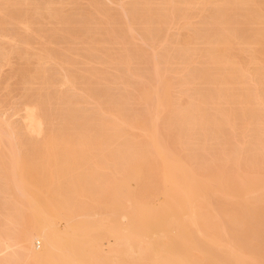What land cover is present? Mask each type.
<instances>
[{
  "label": "bare ground",
  "instance_id": "bare-ground-1",
  "mask_svg": "<svg viewBox=\"0 0 264 264\" xmlns=\"http://www.w3.org/2000/svg\"><path fill=\"white\" fill-rule=\"evenodd\" d=\"M69 1L71 0H57V2L53 0H0V62L6 64L10 61L8 60L10 56H15L17 60L24 62V67L20 66L14 70L15 76L19 80V85L23 86L24 89L31 90L30 85L38 83V80L40 81L41 70L43 71L42 79H48L47 72L41 68V64L45 59L54 57V61L57 60V62L69 64L71 67L74 66V62L69 57H63L61 53L53 55L49 48H41L37 53H28L21 48V46H29V40L34 38V36L41 38L47 44H53V35L63 34V26L68 22V16L66 17V15L71 13L67 12L64 14L61 9L54 6L64 5ZM87 1L94 13L101 15L105 20L109 18L111 14L103 7L100 9L99 0ZM155 1L160 2V7L156 12L151 10L150 7ZM207 7L210 8V11L211 9L213 10V13L209 16V21L207 20L213 29L209 31L202 29L203 32L197 33V31L191 30L194 28H190V25L185 23L182 27L187 30V34L182 38H178L174 43V47H176L174 50L179 51V56L183 58L181 59L183 62L180 64L183 63L181 66L182 69L184 68V74L193 69L190 72L192 77L188 75L191 77L189 81H187L189 77L187 76L188 78L186 79L182 72V74L180 73L182 78L179 77L181 80L177 78V81L181 82H176L182 84L180 86L189 84L190 81L192 85L195 83L193 86L202 84V87L193 91L194 94L189 95L186 91L187 99L184 106L182 105V94L184 92L179 97L177 96L176 99L172 98L170 94V78L166 77V73L163 71L159 72L156 70L159 67L156 68V65H153V63H157L154 62V59L151 65L156 68L154 69L155 83H151L153 76L150 77V75L149 78L142 74L144 71H141L142 80L148 77L149 80L146 78L148 82L144 80V82L136 83L132 87L129 82L133 84L134 81L128 82V78L126 79L129 91L133 89L132 96L124 97L126 96L125 94L120 96L123 98H119L121 100L118 105H116V100H118L120 94L118 97L112 96L114 99L117 98L115 101L110 98L111 100L107 99V103H105L106 100L100 99L105 104L96 102L99 106L105 107H102L101 110L110 109L109 112H113L109 113L110 116L112 114L113 116L116 115V118L120 117L122 123L124 121L129 126L138 127L139 131L141 130L142 132V142L132 141L130 145H125L126 148L115 146L116 148L113 151L111 150L110 158L100 157L101 159L98 161L100 165H95L97 163L95 161V167L93 166L90 171L91 174H88L90 175L88 185L93 187H91L90 192L98 190V188L99 192L93 193V191L91 192L93 193L92 195H88L90 197L89 204L85 205V203V206H79V208L75 207L76 204L72 202L73 204L68 206L69 201L68 203L66 202L65 194H63L66 198L65 201L63 198L62 202H56L49 198L54 195L49 192L48 200L37 199L40 189L25 190L24 187H21V183L17 182L19 181L17 173V169L19 170L20 168L19 164L17 168L11 167L13 182L20 196L17 198L18 200L16 199L19 208L14 213L9 212L6 207L7 199H5L9 193L6 189L9 185H6L5 182L8 174H6L5 155L0 152V264H21L24 257L23 254L26 258V264H105V260L102 257L104 256L107 259L112 254L124 258L123 264H264V139L262 137V132L264 131V89H260V86H264V0H135L131 3L130 9L135 16L132 15L134 19H130L131 22L128 20L129 23H121V20L117 21L114 18L116 28L111 31L113 34L109 33V41L106 39L109 43L106 42L107 44L104 45H109L110 42L112 44L113 41V44L119 42L120 44L118 45L123 44L126 46L125 48L127 46L134 48L133 39L135 37L133 38L134 35L132 36V34L128 35L130 31L132 32L133 25L140 24L144 26L146 34L148 36L151 35L149 38L151 39L153 36L154 39V34H151L154 29L153 33L157 35V28L155 31L154 27H160L162 30V26L170 25L177 19L188 20V16H191V13L195 11L202 12ZM93 12L87 10L78 15L83 21L81 23L86 27L89 24L93 27H100L101 25L100 20L96 17L98 15H94ZM33 16L46 20L53 25L48 34H42V32L32 29V25L36 22ZM8 20H12L11 22L17 25V30L16 28L12 29L16 32H11L13 33L12 35L9 33L10 36L8 35V30L6 31L7 33L5 32L6 25L9 23ZM58 25L62 28L57 27ZM252 26L255 27L252 28ZM87 33L90 34L88 31ZM66 34L69 36L68 33ZM91 34L88 41L84 43L87 44V48L90 50L96 45H100L95 39V32L94 35ZM146 34L144 33L145 37ZM106 35L108 37V34ZM189 44L198 47H190ZM257 47H261V49H257ZM127 49L126 51L123 50L122 55L124 56L122 57L121 55L122 58L116 61H113V57H109L107 53L103 54L101 60H112L114 65L115 62L116 64L118 63L117 65H120L121 69L127 65L124 62L125 59L129 58ZM74 50L77 51V48ZM135 52L137 50L133 49L132 53H134L135 57L131 53V60L132 57L133 59L137 58V53ZM69 53L77 56V53H74L73 50H70ZM138 53L139 56H143L142 53L141 55L140 52ZM145 56L148 57V54ZM168 56L174 59V55L170 56L169 54ZM141 57H138L139 60ZM144 59H141L146 61H141L143 65L148 63L146 58ZM131 60H127V63L128 61L129 63L132 62V64L137 62ZM159 61L163 62L162 59ZM197 62L199 65L201 64V67L198 69L196 68L197 66L193 68ZM122 64L126 65L122 67ZM32 65L35 67L29 69ZM146 65L143 70L150 69L151 66ZM126 68L127 72H129V67ZM126 68L123 69L125 70ZM160 68L163 69L162 67ZM115 70L121 72L118 67ZM133 70H135L134 67ZM152 70L150 72H153ZM87 72L93 77H99L101 73L95 70H88ZM150 72L149 74H151ZM173 73L177 75L178 71L177 73L173 71ZM117 76H115V80ZM248 76H251L254 88L247 82ZM79 79L84 80L82 84L85 86L91 81L89 79L86 81V77L78 78L77 74L72 71H67L64 76L65 83L70 84L72 87L76 86ZM43 82L40 88L33 91L26 105H23L22 109L16 110L17 116L18 114H23L22 118H20L23 128L16 138L19 139L17 140L19 146L17 144L16 146L19 148H22L20 145L27 147L21 143L23 142L21 140L30 139L29 144L26 143L28 147L34 149L42 148L46 151H43V153L48 157L54 158L57 155L55 153L57 148L63 151V155L66 157L65 162L63 160H59L60 162L56 161V157L51 165H47V162L45 164L31 163L28 164V170L26 169L33 175L32 179L38 178L36 179L37 182L42 181V184L40 183L41 189L45 187L48 190L51 188L54 190L58 180H56V184L54 183V187L46 183L47 179L50 180V178L55 176L51 172L65 171L67 173L64 170H68L66 168L67 164L78 155L83 156L92 148H100V151L105 150L106 152L116 142L108 149L105 144L109 139V135L105 136L102 128L100 129V124L104 126L103 124L108 125L111 122L105 121V119L100 121L97 118H93L98 123L96 124L97 127L95 126L96 128H91V123L88 125L82 122L80 115L78 117L74 107L76 104H71L74 100H71V102L65 101V96L63 99V95L58 94V91L56 92L57 95L56 93L52 94V89L50 90V86H53L52 81ZM124 83L122 85H125ZM47 85L49 90L44 89ZM87 86L85 90H87ZM194 88L196 89V87ZM91 92L89 91V93ZM24 96H26V93H23ZM90 96L93 95L90 94ZM95 96L97 94H94L93 97ZM75 102L78 103L79 100ZM112 102L116 106L113 105L114 107H111ZM139 102L142 103L145 111L141 110L139 112L137 110L138 112L136 111L135 113L138 114H129L128 110L125 111V107L127 108L128 106L129 108L132 104ZM54 103H56V107L62 106L65 108L62 116L60 113L59 117L56 115L58 108L52 107ZM79 103H83V101L81 102L80 100ZM76 107L78 106L76 105ZM108 110H105V113ZM157 110L165 112L164 118L162 116V119L160 118L161 122L158 121ZM1 111L0 147L4 146V139H7L9 135L15 132L10 131L9 121L7 120V123L4 120V111L3 113ZM113 116L111 118L112 121ZM88 119L86 118V122ZM158 122H160V125ZM237 123L240 126L242 124L246 131L250 129L248 130L249 134H246L248 136H245V138L249 139L247 144H244L245 140L239 144L242 141V139L239 141V136H241L239 134H244L245 131L241 130L242 133L236 132ZM45 124H48L51 128L46 131L44 141H32L34 136L39 137L44 133L43 127ZM61 126L63 128L69 126L70 129H74V133H69V131H67V134L65 133L66 131L62 133L63 128ZM157 126L160 127L158 128ZM240 126H238V131ZM20 127L18 126V129ZM18 129H16L17 132ZM121 131L120 133H122ZM237 138V145H246L245 147L243 146L245 150L244 156H241L242 152L240 154L236 146ZM220 139H222L221 142H224V144L220 142ZM166 140L167 142L171 140L170 143L173 149H170L169 142V149L165 147ZM183 140H186V143L188 142L189 149L192 148V155L181 154L182 152L180 154L176 153V145L179 148L184 147L181 144ZM217 142L221 143V146L223 145L221 148L222 153L219 152L220 154L210 152V149L214 147H211V144L215 145L214 143ZM131 144L133 145L131 146ZM214 150L216 149L213 148ZM21 152L19 150L18 153ZM16 158L18 157L16 156ZM74 164L76 165V163ZM86 164L88 163L86 162ZM82 165L81 167L84 166ZM88 166L90 167V164ZM89 167L86 168L88 169ZM99 171L100 176L98 174ZM108 171H113L116 174V177L112 176L114 180L107 176L106 173ZM49 172L52 175H49ZM57 172L55 174L59 173ZM47 174L48 176H44ZM56 176L60 179L59 175ZM69 177L66 179L70 181ZM73 184H76V181ZM78 184L80 183L78 182ZM160 184L163 189H158V191L157 188H159ZM70 187L69 190L67 189L68 187L66 189L68 191L71 189V193L76 192L77 195L87 191L86 187L82 188L80 185L78 187ZM156 190L162 196L160 207L153 206L156 204L152 205L150 200ZM49 191H52V189ZM66 193L67 195L71 194L69 192ZM94 209H97L99 213L103 212L105 216L103 215L104 217L92 223H100L99 225L111 229L112 232L102 234L104 238L103 241H100V252H92L91 250L87 254L84 251L85 246L73 238L74 235H78L79 229L74 225H70V222L92 217L95 214L93 213ZM121 220H125V222L122 223ZM58 225L63 226L61 230H58ZM123 232L126 235H120ZM115 233L118 234L115 235ZM36 241H40L42 246L39 243L40 247H36ZM103 246L107 247V251H105L106 248L103 249ZM110 264L118 263L110 261Z\"/></svg>",
  "mask_w": 264,
  "mask_h": 264
},
{
  "label": "rangeland",
  "instance_id": "rangeland-1",
  "mask_svg": "<svg viewBox=\"0 0 264 264\" xmlns=\"http://www.w3.org/2000/svg\"><path fill=\"white\" fill-rule=\"evenodd\" d=\"M53 1L54 2H57V0H53ZM99 1H100V9H102V7H103L106 11L108 10L107 12H109V14H111L110 15L111 17L109 16V18L107 20L103 19V17L101 15H98L97 13H94L92 7L89 6L87 0H71V1H69L68 3H66L64 5H55V6L53 5L54 7H56V8L58 7L59 9H61L64 14H66L67 12H71L68 15H66V17L68 16L67 17V19H68L67 21L68 22H67V24L65 26H63V29H62L63 30V34L58 33L57 35H53V37H52L53 44L52 43L47 44V43H45V41L41 40V38H38V37L34 36V38H31L29 40V43H30L29 46H27V45L21 46V48L24 49V51H26L28 53H37V51H39L41 48H49L51 50L50 52H52L53 55L58 54V53H61L63 57H66V56L69 57V59L72 62H74V66L73 67H71L69 64H65L63 62H57V60L54 61V59H53L54 57H52L51 59H45L42 62V64H41V68L44 71L47 72L48 79H46V80H43L42 79V73H43V71L41 70V78H40V81L38 80V83L30 85L31 86V90H27V88L24 89L23 86L19 85V80L15 76V73H14V70L16 68H18L20 66H23L24 67V65H25L24 62L17 60V58L15 56H10L11 58L9 57V59H8L10 61H8L6 64L3 63V62L2 63L0 62V64H1L0 65L1 66L0 67V107H2V108H0V110H2L1 111L2 113L4 111V113H3L4 116H5L4 120H6V121L8 120L9 121V125L11 126L10 131L17 132L16 129H18V126H21L20 129H18V132L16 134H14L15 133L14 132V133H12L9 136L7 135L8 138L7 139H4V144H3L4 146L0 147L2 149V150L0 149V152L5 155V163H6V168H7V171H6L7 173L6 174L9 175V176L6 175V181L5 182H6V185H9L6 189H7V191L9 193L7 192L8 193L7 196H6L7 198L5 197V199H7V202H6L7 206L6 207H7L8 211L11 212V213L12 212L14 213V211L17 208H19V205L17 204L16 199L20 197L19 196V193H18V190H17V187L15 188L16 185L13 182V179L14 178L12 177L13 172H12V168L11 167H16L17 168V166H19V164H20L19 170L20 169H22V170L20 171L21 172L20 173L19 170L17 169L18 180H19L17 182L21 183L20 184L21 187L22 188L24 187L25 190H30V189L36 190V189H40V193L37 195V199L39 198L40 200H46V199L48 200L49 198H52L53 201H56V202L57 201H61L62 202V199L63 198H64V201L67 198V201L66 202L68 203V201H69V205L67 204L68 206H71V204L75 203L76 204L75 207H79V206H83L85 203H86L85 205H87V204L90 203L89 202L90 201V197L88 195H92L93 193L99 192V188H98V190H95V191L93 190L94 192L91 191V192H93V193H91L90 192V189H91L92 186H89L88 185L89 184V179L88 178L90 177V175H88V174H91L90 171H91V169H93L94 164L97 162L95 165H98V164L100 165V162H98V161H100L101 158H110V155H111L113 149L116 148L115 146H117V147L119 146V147H122V148L125 147L126 148V146H128V144L130 145V143L132 141L133 142H137V141L142 142V136H141V133L142 132H141V130L139 131V128L136 127V126H129L124 121L122 123V120L120 121V117L116 118L117 117L116 115L113 116V114H112L110 116V114L113 113V112H111V113L109 112L110 109L109 110L108 109L101 110L102 107L103 108H105V107L104 106H99V104L96 103V102L100 103L102 101L100 99H103L104 101L106 100L105 103H107V99L109 100L110 98L112 99L113 97H118L119 94L120 95L118 97V100H119V98L122 99L123 97H120V96H122L124 94L126 95L124 97L130 96V95L132 96L133 95V89H130L132 91H129V88L127 87L128 86V82L129 81H131V82L134 81L133 84L129 82V84L132 85V87H133L134 84L136 85V83L144 82V80L147 81L146 78L148 79V77L151 75L150 77L153 76L151 78V83H155V81H154L155 80V77H154L155 70L154 69H156L157 67H159V68L156 69L157 71H159V72L160 71H163L164 73H166L165 76L168 77V78H170L169 79L170 87H171L170 88V94H171L172 98H175L176 99L177 96L179 97L180 94H182L184 92L182 94V105L183 106H184L185 100L187 99V93L189 95L194 94L193 93L194 90H197L198 88L202 87V84L201 85H197L196 84V86H193L195 83L192 85L191 84V81H190L189 84H184L183 86H180L182 84H178L177 83L179 80H181V79H179V77L182 78L181 77L182 72H183V75H185V78L186 79L189 76L192 77V74H190V72L193 69L190 70V71H188L187 74H184L185 73L184 68L182 69V66H181L183 63L180 64L181 62H183L181 60L183 58H181L179 56V51L174 50L176 48V47H174L175 46L174 43L176 42V40L178 38H182L183 36H185V34H187V30H184L183 27H182V25H184L185 23L189 24L190 25V28H194V29H191V30H193L194 32L197 31V33L198 32L199 33L203 32L202 29L203 30L205 29V31L212 30L213 27L211 25H209V22H207V20L209 21V16H211V14L213 13V10L212 9L210 11V8L207 7L205 10H202V12L201 11H195V12H193V13L190 14L191 16H188V20L187 19H183V20L182 19L181 20L180 19L179 20L177 19L176 21H174V23H171L170 25H167L165 27L162 26L163 27L162 30L160 29V27H154L155 28V31H156V28H157V31H156L157 35L155 33H153L154 32V29L151 32L152 35L154 34V39H153V36H152L151 39L149 38V37H151V35L148 36L146 34V32L144 31V26H141L140 24H135V25H133L134 27L132 29V32L130 31L131 33L129 32V34H128V35L132 34V36L134 35L133 38L135 37V39H133V46H134V48L133 47L130 48L129 46H127V48L129 47V49H130L129 50V49L125 48L126 46H124L123 44L118 45V44H120L119 42H117L116 44H113L114 42L112 41V44H111V42H110L109 45H104V44L109 43V42H107V41H109V35L110 34H113L111 31L114 28H116V21H114V18H116L117 21L118 20L119 21L121 20L120 21L121 23H129L130 19L131 20L134 19L135 16H134V14L131 13L132 11H130V9H131V3H133L135 0H99ZM150 7H151V10H154V12H156L157 9L160 7V2L159 1H155L154 3L151 4ZM87 10H91L94 13V15H98L96 17H97V19L100 20V23H101L100 27H93V26H91V24H89L86 27L83 23H81L83 21H81L82 19L80 17H78V15L82 14L83 11H87ZM130 17H133V18H130ZM33 18L36 20V22L32 25V29L33 30L40 31V32H42V34H44V33H47L48 34L49 33V30L52 29L53 25L49 24L48 21H46V20L44 21V20L38 19V17H36V16H33ZM79 20H80V22H79ZM11 21L8 20L9 23L8 22L7 23L9 25L8 24L6 25L7 27H6L5 32L8 30L9 31L8 32V35L11 32H13V33L16 32V31H14L12 29H15L16 28V30H17V27H16L17 25L16 24L14 25L13 22H11ZM57 27H60V26L58 25ZM200 27H201V30H200ZM254 27L255 26H252V28H254ZM61 28L62 27H60V29ZM87 31L90 34L92 33L91 35H94V32H95V36H96L95 39H96V41H98L100 43V45H96L95 47H93L92 50H90L89 48H87V44H84L85 42L88 41V38L90 36V34H88ZM141 32H143V33H141ZM13 33H11L10 35H12ZM66 33H68L69 36ZM144 33L146 34V37H145ZM104 34L105 35L108 34V37H107V35L105 36ZM147 37L150 40H148ZM106 39H108V40L106 41ZM103 40H105V41H103ZM110 40H111V37H110ZM9 41H11V40H9ZM122 45H123V47H122ZM191 46L193 47L195 45L191 44L190 47ZM195 47H198V46H195ZM76 48H77V51L74 50ZM67 49H68V51H67ZM126 49L129 52V58H127L128 57L127 56L126 57L127 59H125V61H124V62H126L127 65L126 64H122L121 66L123 67V65H126L123 68L129 67V69H128L129 72H127V68L125 70L123 68L120 69V67H119L120 65L118 66L117 65L118 63L116 64V62H115V65H114V62H113V61H116V60L122 58L124 56V55H122L123 54V50L126 51ZM133 49L137 50V52H135V53H137V55L139 54L138 52H140V55L142 53L143 56L141 57V56H139V55L137 56L135 54L137 58H134L133 59V57H135L133 55L134 53H132L133 52ZM257 49H261V47H257ZM70 50H73L74 53L76 52L77 53V56L69 53ZM145 52H146V54H148V57L145 56L146 55ZM176 52L178 53V55H177ZM104 53L105 54L106 53L109 54L108 55L109 57L112 56L113 57V61L112 60L109 61L108 59H104V60L102 59L101 60V58L103 57V54ZM165 53H167V55H165ZM130 54L133 56L132 57V60L133 61L135 60V61L139 62L138 63L139 65L135 61H134L135 63L133 62L134 64H132V62L129 63V61L131 60V58H130L131 55ZM157 54H159V55L157 56ZM169 54H170V56L171 55L172 56L174 55L173 56L174 59H171L172 57H169L168 56ZM121 55H122V57H121ZM153 56H155V57L153 58ZM138 57H141V59L146 58V60L148 62L146 64H148V65L151 66V67L148 66V67H150V69L147 68V69L143 70V67L146 68L147 65L145 63H144L145 65H143L142 63L143 62H146V61H143L141 59L139 60ZM178 58H180V59L178 60ZM153 59H154V62H157L155 64L153 63V65H156L155 66L156 68L155 67L153 68V65H151ZM155 59H157V60H155ZM161 59L163 61L162 63L159 61ZM127 60H129L128 63H127ZM141 61H143V62H141ZM149 61H151V62L149 63ZM107 63H109V64H107ZM197 63L194 65L193 68H195L196 66H197L196 67L197 69L199 67H201V64L199 65V63L198 64ZM128 64H129V66H128ZM130 64L132 65V67H131L132 70H133V67H134L135 70H133V71L131 70V68H130L131 65ZM158 65H160V66H158ZM171 65L172 66L174 65V66L172 67ZM34 67L35 66L32 65V66L29 67V69H33ZM117 67L119 68V71L121 70V72H118L117 70H115ZM160 67H162L163 69H161ZM180 68H181V70L179 71ZM88 70H95V71L101 72L100 73V76L99 77H93L92 75H89V73L87 72ZM150 70H152L153 72H150ZM67 71L75 72L77 74L78 78H85L86 77L87 78L86 81H88V79L91 80V81H89L90 84L88 83L89 85L86 84L85 82H84V84H86V86L88 85L87 86V90L92 91L93 93L92 92L89 93V91L87 92V90H85L86 86L82 84V82L84 80L82 81L81 79H79V81H77L75 87H72L70 84L65 83L64 76H65V73ZM141 71H144L142 73L143 75L148 76L144 80H142L143 76L141 77V75H142L141 74ZM169 71L170 72L171 71L172 72L173 71H176V73L178 71V73H177L178 76L175 73H173V74H172V72L170 73ZM149 72L151 74H149ZM163 72H161V73L164 74ZM131 73H132L133 76L131 75ZM167 74H168V76H167ZM125 75H127V76H125ZM115 76H117V79L116 80H115V78H116ZM119 76H123V77H119ZM136 76L137 77L140 76V77L137 78ZM191 77H189V79L187 81H189L191 79ZM177 78L179 79L178 81H177ZM118 79H119V81H118ZM121 79H122V81H123V79H124V81H126V79H127L128 82L126 81V83H124V81L122 82ZM129 79H132V80H129ZM50 80L52 81V84H53V86H50V90L52 89L51 90L52 94H55L58 91L57 92L58 94H60L61 96L63 95L62 96L63 99H64V96H65V101L68 100V102H71V100L72 101L74 100L73 102H71L72 105L76 104L78 107L80 105L79 108L76 107V105H74V107L76 109V112L78 113V117L80 115V117L82 118V120H83L82 122L87 123L88 125L91 123L92 124L91 125V128H94L96 126V124L98 123V121L95 120L96 118H97V120H100V121H103L105 119V121L111 122L108 125L107 124H103L104 126H101V124H100V129L102 128V130L104 131L103 133H104L105 136L109 135L108 136V138H109L108 140L109 141L107 140L108 143L106 142V144H105L108 149H109V147L112 146V144L114 145L115 142H116V144L113 147H111L109 150H106V152H105V150L100 151V148H92V149H89V151L91 150L90 152L88 151V152H86L84 154L86 156H84V155L83 156H79L78 155L73 160L70 159V160L73 161V162L71 161L73 164L69 161L70 164L68 163L67 166H66V168H68V170L67 169H64V170L67 171V173H65V171H63V172L62 171L61 172L58 171L59 173L57 171H55L58 174H55V172H51L55 176L56 175H59V178H60V179H58L57 176H56V179H55V176H53L54 178L53 177L52 178L54 180L52 178H50V180L52 179L51 181L49 179H47L48 181L46 183L51 184L52 185L51 187H54L53 186L54 183L55 182L57 183L56 180H58V183L57 184L55 183L56 185L54 187V190H53V188H51L52 191H49L51 189L48 190V188H45V187L44 188L42 187L43 189H41L40 183L42 184V181L41 182L40 181L37 182L36 179H38V178L32 179L33 178V175H31L27 171L28 170L27 168L29 166L28 164H31V163H40V164H43L44 163L45 164L47 162L46 163L47 165H51L52 162H54V159L56 157L58 159V160L55 159L56 161H59V160L60 161L61 160L64 161L66 159V157H64L63 151L58 150V148H57L56 149L57 152H55L56 150L54 151L55 153H57V155H55L54 158L53 157H48V156H46V154L43 153L44 149H42V148L34 149V148L28 147V145L26 143L29 144V140L30 139L21 140V141H23L21 143H23V145H25L27 147H23V146L20 145V147H22V148H19V147L16 146V144L18 145L17 140H19V139H16V138L18 137V133L20 132V130L23 128L22 127L23 124L21 123L22 121H20L21 120L20 118H22V115L23 114L22 115L21 114H18V116H17L16 110L17 109H22V107H24L26 105L28 99L32 96L33 91L34 90H37V88H40L41 87V83L43 81L44 82H50ZM117 82H119V83L121 82V84L118 83L119 84L118 85V84H116ZM180 82L181 81H179V83ZM247 82H249L250 86L254 88V84L252 83L253 80H252L251 76L250 77L249 76L247 77ZM123 83L126 86L125 85H122ZM52 84H50V85H52ZM125 87H127V88H125ZM194 87H196V89ZM44 89L49 90L48 85L45 86ZM260 89H264V86H260ZM84 90H85V92H84ZM124 90H125V92H124ZM126 90H127V93H126ZM186 91H187V93H186ZM128 92H130V93H128ZM23 93H26V96L23 97ZM57 93H56V95H57ZM87 94H89V95H87ZM90 94H92L93 96H94V94H97V96L93 97V96H90ZM184 94H186V95H184ZM98 95L101 96V97L98 98L99 97ZM106 95L108 96V98H106L107 97ZM104 98H106V99H104ZM96 99H97V101H96ZM116 99L113 98L112 100L115 101ZM78 100H79V102H80V100H81V102L83 101V103H79V102H78L79 104L76 103L75 101H78ZM118 100H116L117 101V104L116 105H118L120 103V100L119 101ZM104 101H102V102H104ZM105 103H102V104H105ZM114 104L115 103L112 102V104H111L112 106L111 105H109V106H111V107L116 106ZM20 105H21V107H20ZM52 107L58 108V110H56V115L57 116L59 115V113L62 116V114L64 113V109H65L64 107H62V106L61 107H58V106L56 107V103H54V105ZM74 107H73V109H74ZM98 107H99V109H98ZM125 109H126L125 111H127V110L129 111V114H134L137 110H139V112L141 110L145 111L144 106L140 102L137 103V104H132L129 108L127 106V108L125 107ZM132 109L134 110V112H133ZM60 110H63V111H60ZM77 110H79V111H77ZM105 110H108V111L105 113ZM157 111H156L157 117L159 115L158 121L161 122V119H162L161 116L164 118L165 112H161L160 110L158 112ZM21 113H22V111H21ZM162 113H164V114L162 115ZM135 114H138V113H135ZM112 116H113V121L111 120ZM86 118L87 119L89 118L87 122H86ZM93 118H95L94 119L95 121L93 120ZM109 118H110V120H108ZM8 121H7V123H8ZM160 122H158L159 125H160ZM114 123H116V124H114ZM56 124H57V122H56ZM238 126H240V125L237 123V126H236L237 129H235L236 132L239 133V132H241V130H244L245 131V132L243 131L245 135L242 132H241L242 134H239V135H241V136H239V141H240V139H242V141H240L239 144H241V142L243 143L244 140H245L244 141V144L245 143L247 144V142H249V139L248 138H245V136L246 137L248 136L246 134H249L248 133V130H250V129H247V131H246V129L241 124L242 127L240 126L239 127V131H238ZM12 127H13V130H12ZM68 127L69 126H65L64 127L65 129L62 127L63 128L62 133H64L65 131H66L65 132L66 134L68 133L67 131H69V133H74V131H73L74 129H70V127L69 128ZM107 127H109V128H107ZM157 127L159 128L160 126H157ZM49 128H51V126L49 127L48 124H45V126L43 127V129L45 130L44 133L41 136H39V137L38 136H34L35 139L33 138L32 141L35 140L36 142H39V141L43 142L44 141L43 139H44L45 133H46V131H48ZM105 129H108V130H105ZM71 130H72V132H71ZM102 130H100V131L102 132ZM117 130H118V132H117ZM108 131H110V132L112 131V133H113L114 136L111 135L112 133H110V132L109 133H106ZM120 131L122 133H120ZM119 134H121L122 136L119 135ZM127 135H128V137H127ZM243 135H244V137H243ZM122 137H124V138H122ZM126 137H127V139H126ZM262 137L264 139V131L262 132ZM119 138H120V140H119ZM111 140H112V142H111ZM32 141H30V142H32ZM221 141H222V139H220V142ZM233 141L235 142V140H233ZM166 142H167V140H166ZM168 142L166 143V146L165 147L166 148L168 147V149H169V146H170V149H173V147H172V145L170 143L171 140L169 142V146H168ZM183 142H185V143H183ZM237 142H238V138L236 140V146H237V148L239 150V153L241 154V152H242L241 156H244L245 155L244 147L246 145H242V146L240 145L239 146V145H237L238 144ZM119 143H123V144H119ZM221 143L224 144V142H221ZM221 143H219V142L214 143L215 145L217 144V146H218V148H220V150H218L217 146L211 144V147L214 146L213 148H215L216 150L213 151V148L210 147L211 148L210 149V152H217V153L221 152L222 153V149L221 148L223 147V145L221 146ZM107 144H110V145L107 146ZM181 144L184 147L179 148V146L176 145V148H177V152L176 153H179L180 154L182 152L181 154H185V155L186 154H189V155H192V153H191L192 148L189 149L188 142L186 143V140H183L181 142ZM184 144L187 145V146H185ZM122 145H124V146H122ZM132 145L133 144H131V146ZM207 146H208V144H207ZM27 148L29 150H26V151L23 150V149H27ZM240 148H241V151H240ZM208 149H209V147H208ZM19 150H20V152L21 151L22 152L21 153H18ZM44 152H46V151H44ZM12 153H14V154H12ZM20 154H21V156H20ZM105 154H107V155H105ZM102 155H104V156H102ZM16 156L18 158H16ZM12 158H13V160H12ZM86 162L88 164H86ZM74 163H76V165L77 164L78 165L76 166ZM14 164H15V166H14ZM80 164L81 165L83 164L84 166L82 165L83 167H81ZM89 164H90V167L91 168L88 166ZM232 164H236V163H232ZM7 166H9V167H7ZM85 166L86 167H89V168L87 169ZM23 167H24V169H23ZM70 168H73V169L70 170ZM233 169H234V167H233ZM60 173H61V175H60ZM69 173H71V174H69ZM26 174H27V176H26ZM48 174L49 175H52V174H50V172ZM48 174L47 175H44V176H48ZM98 174L100 176V171L98 172ZM106 174L112 180H114L113 177H116V174L113 171H108ZM20 175H21V177H20ZM86 175H87V177H86ZM68 177H69L70 181L66 179ZM82 178H84L85 180L87 178V180L86 181L84 179L82 180ZM78 179H79V181H78ZM75 181H76V184H73V183H75ZM84 181L86 182V184H85ZM60 182H61V184H59ZM67 182H69V183H67ZM78 182L80 184H78ZM81 183H83L84 185L81 184ZM38 185L40 187H35V186H38ZM79 185H80V187L82 186V188L83 187H86L87 188V191H88V188H89L88 193L86 191V193L82 192V193H79V195H77L76 192H72L71 193V189H70V191H68L70 186L71 187H73V186H77L78 187ZM56 186H58V187L56 188ZM66 187H68L67 188L68 190L66 189ZM158 187L159 188H157V190L158 189L159 190L163 189L162 188L163 186L161 184ZM157 190L153 193V195L151 196V199L150 200L152 202V205L153 204H156V205H153V206L160 207L161 206L160 202L162 201V196L158 193L159 190L158 191ZM48 192L51 193V194H54V195L49 197ZM66 192H69L71 194L70 195L69 194L67 195ZM74 193L77 195V197H76V195ZM156 193H158V194H156ZM63 194H65L66 198L63 196ZM67 196H69V197H67ZM71 197L72 198H75L76 197L77 200H76V198L75 199H72ZM76 210H74V211H76ZM94 210L95 211H93V213H95V214H93L92 217H87V219L86 218L85 219H78L77 221L75 220L76 222L72 221L75 224L72 223V222H70V225H74V226H76L79 229L78 235L77 236L74 235L73 238H75L78 243H80L81 245L85 246L84 251L87 254L90 253L91 250H92V252L93 251L94 252H97V251L100 252V243H101L100 241H103V238H104L102 234L105 233V232H108V233L109 232H112L111 229L105 228V226L99 225L100 223H98V224H93L92 223L93 221H97L98 219H101V217H104L105 216V214L103 212L99 213V211L97 209H94ZM97 214H99V215H97ZM90 218H92V220H90ZM121 222L123 223V222H125V220H121ZM62 227L63 226H61V225L59 226L58 225L57 228H58V230L59 229L61 230ZM117 234L118 233H115V235H117ZM120 235H126V233L123 232V233H120ZM96 236H97L98 239L96 238ZM39 243H41V242L40 241H36L35 242V246L38 247V248L40 247ZM41 246H42V243H41ZM105 248H106L105 251H107V247L106 246H103V249H105ZM23 256H24L23 257L24 259L22 258L23 261H22L21 264H24V263L26 264L25 255L23 254ZM111 256L109 255L107 259L104 256L102 257V259L105 260V264H107L108 262L110 264V261H112V263H118V264H123L124 263V258L121 257L122 258L121 259L120 256H117L116 254H112ZM119 262H122V263H119Z\"/></svg>",
  "mask_w": 264,
  "mask_h": 264
}]
</instances>
